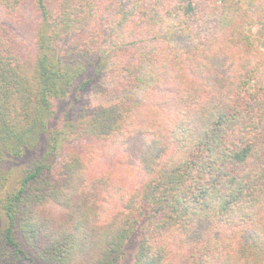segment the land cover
<instances>
[{"label": "trees", "instance_id": "obj_1", "mask_svg": "<svg viewBox=\"0 0 264 264\" xmlns=\"http://www.w3.org/2000/svg\"><path fill=\"white\" fill-rule=\"evenodd\" d=\"M255 30L264 0H0V264H264Z\"/></svg>", "mask_w": 264, "mask_h": 264}, {"label": "rangeland", "instance_id": "obj_2", "mask_svg": "<svg viewBox=\"0 0 264 264\" xmlns=\"http://www.w3.org/2000/svg\"><path fill=\"white\" fill-rule=\"evenodd\" d=\"M165 35L166 36H170L168 33L165 32ZM252 35H255L256 37L260 38V40L262 41V49L264 50V32L263 31H260V30H255L254 34ZM87 101V97H81L80 99V103L81 105H84V103Z\"/></svg>", "mask_w": 264, "mask_h": 264}]
</instances>
